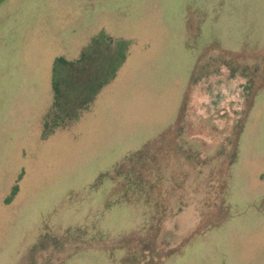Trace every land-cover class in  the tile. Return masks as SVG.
I'll use <instances>...</instances> for the list:
<instances>
[{"label":"rangeland","instance_id":"1","mask_svg":"<svg viewBox=\"0 0 264 264\" xmlns=\"http://www.w3.org/2000/svg\"><path fill=\"white\" fill-rule=\"evenodd\" d=\"M101 31L125 62L51 128ZM0 264H264V0H0Z\"/></svg>","mask_w":264,"mask_h":264},{"label":"trees","instance_id":"2","mask_svg":"<svg viewBox=\"0 0 264 264\" xmlns=\"http://www.w3.org/2000/svg\"><path fill=\"white\" fill-rule=\"evenodd\" d=\"M128 48V40H115L101 31L74 61L63 57L54 59L50 77L53 107L48 116L51 128L78 118L99 91L114 79L126 60Z\"/></svg>","mask_w":264,"mask_h":264}]
</instances>
